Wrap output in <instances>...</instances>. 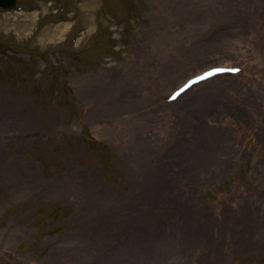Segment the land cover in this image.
Wrapping results in <instances>:
<instances>
[{"label":"rangeland","instance_id":"1","mask_svg":"<svg viewBox=\"0 0 264 264\" xmlns=\"http://www.w3.org/2000/svg\"><path fill=\"white\" fill-rule=\"evenodd\" d=\"M239 45L227 87L166 100ZM255 59L264 0L0 9V264H264Z\"/></svg>","mask_w":264,"mask_h":264},{"label":"bare ground","instance_id":"2","mask_svg":"<svg viewBox=\"0 0 264 264\" xmlns=\"http://www.w3.org/2000/svg\"><path fill=\"white\" fill-rule=\"evenodd\" d=\"M239 48L241 49L240 51H239V57L238 58H235V59H233L234 61H239V62H241V63H244L245 65H243V68H245L246 69V67H247V69L249 68V66L248 65H250V62H249V60H250V57L249 56H251L250 55V52H249V50L246 48V49H244L241 45H239ZM227 51H230L229 49H227ZM218 52H219V50H218ZM218 58H221L222 59V61L224 60L225 61V63H226V65L228 66H233L234 64H235V62L231 59V57H226L225 55H220V57L218 56ZM227 58V59H226ZM259 60H260V62H259ZM264 59H255L254 60V62L253 63H260V64H262L263 66H264V61H263ZM246 61V62H245ZM213 64V63H212ZM211 64V65H212ZM216 64V63H215ZM219 64V63H218ZM210 65V64H209ZM219 65H222V64H219ZM213 66H218V65H212V66H208V67H213ZM235 66H236V64H235ZM237 66H239L238 64H237ZM202 69V68H201ZM200 68L199 69H197L196 70V73H199V72H201V71H203V70H201ZM194 72H191L190 74H193ZM189 74V75H190ZM166 75V77L165 78H163L164 76ZM263 76H264V74H263ZM179 77V72L178 73H176V72H174V69H170V70H168V71H164V70H162L161 72H159V82H162L163 80H166L167 79V81H163L164 83L165 82H168L169 80H171V79H177ZM230 77L231 76H221V75H215V76H213L212 78H210V79H212V80H206V81H204V82H206V83H203V82H199L198 84H195V85H199L198 86V92H199V94H198V97H200V100H201V98H204V97H206V95H208V94H210V93H214V92H216L218 89H219V87L221 86V87H227V85H228V83L229 82H227L226 80H228V79H230ZM258 77H262V75H260V76H258ZM258 77H257V79H258ZM226 78V79H225ZM184 79V78H183ZM178 81H180V80H177V82ZM176 82V83H177ZM249 83H251L250 82V80H249ZM162 85V84H161ZM195 85H193V86H195ZM172 87V86H171ZM169 88V87H168ZM245 110L248 112H250V109H248V108H245ZM211 141V140H210ZM207 143H209V142H207ZM220 158H224V157H220Z\"/></svg>","mask_w":264,"mask_h":264},{"label":"water","instance_id":"3","mask_svg":"<svg viewBox=\"0 0 264 264\" xmlns=\"http://www.w3.org/2000/svg\"><path fill=\"white\" fill-rule=\"evenodd\" d=\"M14 0H0L1 6H9L13 3Z\"/></svg>","mask_w":264,"mask_h":264},{"label":"snow or ice","instance_id":"4","mask_svg":"<svg viewBox=\"0 0 264 264\" xmlns=\"http://www.w3.org/2000/svg\"><path fill=\"white\" fill-rule=\"evenodd\" d=\"M217 71H223L222 69H218ZM207 75H211V73H208ZM204 77H200V79H203ZM182 91V90H181Z\"/></svg>","mask_w":264,"mask_h":264}]
</instances>
